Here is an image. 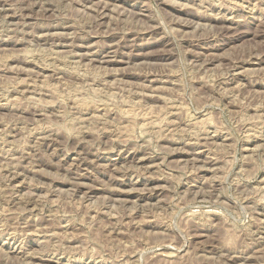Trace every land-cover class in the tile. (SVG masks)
Instances as JSON below:
<instances>
[{
    "label": "rangeland",
    "instance_id": "1",
    "mask_svg": "<svg viewBox=\"0 0 264 264\" xmlns=\"http://www.w3.org/2000/svg\"><path fill=\"white\" fill-rule=\"evenodd\" d=\"M263 183L264 0H0V264H264Z\"/></svg>",
    "mask_w": 264,
    "mask_h": 264
},
{
    "label": "bare ground",
    "instance_id": "2",
    "mask_svg": "<svg viewBox=\"0 0 264 264\" xmlns=\"http://www.w3.org/2000/svg\"><path fill=\"white\" fill-rule=\"evenodd\" d=\"M11 16V15H10ZM64 26V25H63ZM48 28V27H47ZM49 34V33H48ZM38 39V38H37ZM16 58V57H15ZM111 62V61H110ZM137 63V62H136ZM239 73V72H238ZM172 82V81H171ZM34 92V91H33ZM78 106V105H77ZM40 138V137H39ZM226 138V137H225ZM134 158V157H133ZM69 177V176H68ZM78 178V177H77ZM37 180V179H36ZM264 184V183H263ZM11 189V188H10ZM67 239V238H66ZM30 254V253H29ZM37 263V262H36Z\"/></svg>",
    "mask_w": 264,
    "mask_h": 264
}]
</instances>
